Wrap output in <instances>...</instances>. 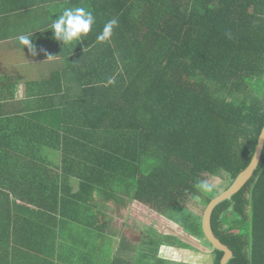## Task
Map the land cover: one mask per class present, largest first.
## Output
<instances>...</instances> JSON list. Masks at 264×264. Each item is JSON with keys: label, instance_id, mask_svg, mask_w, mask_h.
<instances>
[{"label": "trees", "instance_id": "16d2710c", "mask_svg": "<svg viewBox=\"0 0 264 264\" xmlns=\"http://www.w3.org/2000/svg\"><path fill=\"white\" fill-rule=\"evenodd\" d=\"M51 4L85 7L95 25L75 48L58 42L63 68L41 83V109L0 117V264L48 244L49 218L108 233V202L127 199L204 238L189 204L221 194L208 174L236 180L264 128V0H0V10ZM246 184L212 215L227 264H264V150ZM158 236L136 264H177L162 247L198 250ZM205 244L220 264L224 252Z\"/></svg>", "mask_w": 264, "mask_h": 264}, {"label": "crops", "instance_id": "0c3cea01", "mask_svg": "<svg viewBox=\"0 0 264 264\" xmlns=\"http://www.w3.org/2000/svg\"><path fill=\"white\" fill-rule=\"evenodd\" d=\"M59 6L40 5L11 12L0 10V117L17 112L30 115L37 108L41 109V83L48 81L55 72L63 68L58 41L54 40L51 31L43 33L52 23V18H56L54 14L62 9ZM28 32H35L32 38V43L37 48L35 57L27 48L23 52L16 39ZM41 49L55 57L47 59L48 56ZM71 185L76 191L78 185ZM69 216L74 217V214L70 213ZM66 219L60 221L59 217L54 222L49 218V230L46 233L53 232L56 236L46 238V245L41 244L44 239L31 245L22 255L23 258L13 264H114V257L109 252L113 239L109 243L106 229L100 225L94 229L83 228L71 221V218ZM99 222L102 224L101 220ZM84 254L92 256L95 261L92 258L86 261ZM115 260L117 263L120 261L117 256Z\"/></svg>", "mask_w": 264, "mask_h": 264}, {"label": "rangeland", "instance_id": "374dc122", "mask_svg": "<svg viewBox=\"0 0 264 264\" xmlns=\"http://www.w3.org/2000/svg\"><path fill=\"white\" fill-rule=\"evenodd\" d=\"M206 179L219 193L224 192L230 186L229 181H226V175L208 174ZM129 202V199L126 200L125 205L108 202L109 210L106 213V218L110 222L108 223L109 237L107 239L109 243L113 239V246L109 252L114 257V264H136L137 254L141 251L142 242H145L143 239L155 240L160 238L158 235H173L198 249L195 252L162 247L159 251L161 258L175 261L177 264H212V250L205 244L208 242L205 237L199 238L186 232L177 223L153 211L147 205L138 201ZM189 208L203 216L207 207H203L198 202L189 204ZM115 256L120 260L118 263Z\"/></svg>", "mask_w": 264, "mask_h": 264}, {"label": "clouds", "instance_id": "9594fccd", "mask_svg": "<svg viewBox=\"0 0 264 264\" xmlns=\"http://www.w3.org/2000/svg\"><path fill=\"white\" fill-rule=\"evenodd\" d=\"M54 16L56 18H52V23L43 30V33L51 31L53 33L54 40L60 42L63 49L75 48L76 45L83 42L92 32L95 25V16L93 11L82 6L66 7L60 13L54 14ZM117 23L116 19L106 22L102 31L97 34L96 42H108L113 35V30ZM33 33L35 32L21 34L16 37V39L19 45L22 46V51L27 48L29 53L35 57L37 55V48L32 43ZM41 51L45 50L41 49ZM45 54L48 56L47 59L55 57L47 54L46 51ZM202 187L207 188L208 186L203 184Z\"/></svg>", "mask_w": 264, "mask_h": 264}, {"label": "water", "instance_id": "95a60500", "mask_svg": "<svg viewBox=\"0 0 264 264\" xmlns=\"http://www.w3.org/2000/svg\"><path fill=\"white\" fill-rule=\"evenodd\" d=\"M264 150V128L259 137L255 154L250 162L249 166L240 173L236 180L229 186L227 190L222 192L219 196L215 197L207 206L202 216V230L206 241L211 246L219 251L224 252L220 264H227L233 257V251L226 246L214 233L212 228V214L214 209L222 202L228 200L235 194H237L246 183H248L254 176L256 169L258 168L262 153Z\"/></svg>", "mask_w": 264, "mask_h": 264}, {"label": "bare ground", "instance_id": "6f19581e", "mask_svg": "<svg viewBox=\"0 0 264 264\" xmlns=\"http://www.w3.org/2000/svg\"><path fill=\"white\" fill-rule=\"evenodd\" d=\"M247 185V184H246ZM244 188V187H243Z\"/></svg>", "mask_w": 264, "mask_h": 264}]
</instances>
